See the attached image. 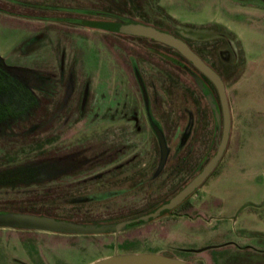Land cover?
I'll use <instances>...</instances> for the list:
<instances>
[{"label":"rangeland","instance_id":"rangeland-1","mask_svg":"<svg viewBox=\"0 0 264 264\" xmlns=\"http://www.w3.org/2000/svg\"><path fill=\"white\" fill-rule=\"evenodd\" d=\"M0 9V60L30 81L42 100L22 129H0V169L48 158H69L75 167L55 184L0 190V212L18 213L13 205L42 201L43 212L86 218L71 214L68 196L75 187L156 158L157 140L144 116L131 60L168 137L172 129L181 132L188 112L196 119L190 151L152 197L121 198L87 221L142 211L160 201L201 170L220 143L222 119L215 125L206 97L183 63L161 46L92 29L89 21L127 20L165 30L215 25L229 34L222 38L237 65L223 74L231 118L228 144L181 216L166 214L125 232L119 246L112 235L70 238L0 228V264H90L114 253H156L195 264H264V0H5ZM74 18L82 19V26L70 22L77 23ZM208 37L192 45L215 64L213 37ZM182 95L189 97L186 102Z\"/></svg>","mask_w":264,"mask_h":264},{"label":"flooded vegetation","instance_id":"flooded-vegetation-1","mask_svg":"<svg viewBox=\"0 0 264 264\" xmlns=\"http://www.w3.org/2000/svg\"><path fill=\"white\" fill-rule=\"evenodd\" d=\"M0 1H5V0H0ZM81 13H84L92 17L108 16L106 12H103V11L83 10V12ZM75 20L78 22L77 23H75V21H70V22H74V24H80L82 26V19L80 20L75 19ZM127 22L128 21L125 20L122 23H127ZM94 23H98V22L89 21L88 26ZM130 23H132V21H130ZM146 25H149V24H146ZM155 28L161 29L162 31H165V32H169L170 34L179 38V40L185 42L195 53H197V56L204 63H206L209 67L214 69V71L221 77L223 82H224L223 74L231 73V71L236 69V66H237L236 63H234L230 59V57L232 56L231 47L229 43L226 42L225 40L226 38H222V37L229 36V34L224 32L221 28H218L215 25H213V27H210V28L208 27L207 29H204L203 27L195 28L189 25H184L177 29L167 28L166 30L160 27H155ZM101 31H104V30H101ZM105 32H109V31H105ZM111 34H116V33H111ZM117 35H121V34H117ZM124 36H127V35H124ZM208 36L213 37L212 38L213 40L211 41L212 43H214V47L216 49L214 50V53L216 54L215 56H213L215 64L207 63L206 60L201 56L202 54L199 52V50L194 48L192 45L193 43H197V44L205 43L206 42L205 40H207L206 38H209ZM127 37L141 39L144 42H150L156 46H161L164 50L168 51L169 53H172L173 56L177 60H179V62L183 63L182 65L184 66L182 70H184L185 73L190 75L191 77L192 75L194 76V80L196 82V86L198 89L200 88L198 86L197 79L200 80L203 84H205L209 89L213 90V93L216 94V97H215L217 101L216 103L219 108L218 109L219 118L218 119L214 118V122H215V125L221 122V113H220L221 108H220L218 95L216 92L217 90L215 86L213 85V83L205 75H203L201 71H199L193 64L187 61L184 57L181 56V54H179L178 51H176L173 48L164 46L161 43H157V42L150 41L148 39H144V37H131V36H127ZM131 69H132L133 76L139 87L138 90L140 92L142 101H143V97L140 91L139 83L135 76V71L138 72L140 78L143 81V84L145 86V91L148 97V102H149L148 114H147V111L145 109V104L143 101L142 108L144 111V116L154 136L155 134L151 128V121L155 123V125H157L159 130L162 132L164 139L166 141L165 144L168 150L167 158L163 166L161 167V169L158 171L159 161L161 160V155H160L158 140L155 136L157 140L156 145H157L158 152H157L156 158L153 159L152 162H149L147 164L145 163L133 164L131 167H129L128 169H126L125 171H122L121 173L117 175L102 177L94 181L92 179L90 181H85L83 184H81L78 187H75L71 195L68 196V198L71 201L69 202V204L70 206H72L71 214H77V215L84 216L87 218L88 216L92 214L95 215V214H98L100 211H103L106 209L108 210V207L112 206L111 204H113L114 202H117L121 198L124 199L127 196L144 194L145 196H147V198L152 197V195L155 194L156 191L160 189V186L162 184L163 185L165 184L166 180H163V178L166 177L167 175L169 176L171 173L176 174L181 169V167L178 166V163L182 162L181 165H183L185 160H187V158L184 157L183 154L185 152L190 151L188 150V148L190 147V143L193 140V132L195 131V126L197 125L195 123L196 119L194 118L191 112H188L187 123L184 126V128L181 130V132L179 133L177 132L176 129L174 130L172 129L170 132V137H168L163 127L162 122L156 116V113L154 110L155 104L149 98L144 79L142 75L140 74V70L136 62H134L133 60H131ZM14 71L17 72L18 70H12L10 68L5 67L2 64V61L0 60V113H4L7 115L19 113V114L24 115V117L26 116L32 119V117L35 115L34 113H36L37 111H39V109H41L42 100L37 98V95L34 93V91L31 88L30 81H28L22 75L14 73ZM181 97L184 100V102H186L187 98H189L186 95H182ZM183 107H185V104L183 105ZM9 125H10V128H8ZM25 125L26 124L24 123L23 126ZM13 127L16 128V125H13L12 122L0 123V129L5 130L6 132H8V130H10ZM199 172H200V168L197 167L195 169V173L192 176V178H195ZM69 175L71 176L73 174H70V173L60 174V173L47 172L39 176L40 179H42V182L40 184L38 185L33 184V185L41 186L45 184L46 185L55 184L56 182L60 181L62 178H65L66 176H69ZM192 178H190L188 182L185 183L183 186L185 187ZM183 186L181 188L178 187L172 190L170 194L165 196V198L161 199L160 201L156 200L152 202L151 204L148 203L145 209L142 211L138 210L136 212L126 213L127 215H123V216L121 215L118 217L116 216V217L105 219V220L103 219V220L87 221L88 219L86 218L70 220L69 218L56 217L54 215H51V213L44 214L45 212H43L42 208L44 209L43 204H45V202H42V201H40L41 206H42L41 213H38V214L29 213V212H18V213L44 215L47 217H51L52 219L67 220L69 222L71 221V223H79V224L86 225V226L98 224V225L114 227L119 224H125V226L122 229H120L117 234L114 231H109V232H105V233L102 232V233H97V234H70L68 235L65 233H51L48 231H40V233H46V234H51V235H67L70 238H75L78 236H86L88 238L95 239V238H98L100 235H103V236L112 235L114 245L119 246L121 245V234L125 232L133 231L134 229H137V228L140 229L142 227L149 226L153 224L155 221L160 220L166 214L168 217L181 216V214L186 210V208L191 206L189 205V197L193 194L186 197V199H184L178 206L172 208L169 211H163L154 218L141 219L145 217L146 215L150 214L151 212H154L156 209L160 208L163 204L171 200L174 196L178 195L184 188ZM51 202L53 204H58L56 201H50V203ZM16 231H22V230H16ZM185 259L187 261H190V263L195 264L192 262V260L194 259H190V258H185ZM201 260L202 259L198 258L197 262H200Z\"/></svg>","mask_w":264,"mask_h":264},{"label":"water","instance_id":"water-1","mask_svg":"<svg viewBox=\"0 0 264 264\" xmlns=\"http://www.w3.org/2000/svg\"><path fill=\"white\" fill-rule=\"evenodd\" d=\"M92 28L98 30L109 31V33H116L121 35H127L131 37H144L153 42L161 43L164 46L175 49L181 54L187 61L193 64L199 71L202 72L215 86L220 103V113L222 119V129H221V140L216 147V151L212 158L206 162L203 168L200 170L195 178H192L190 182L182 189V191L174 196L171 200L163 204L160 208L156 209L154 212L146 215L141 219L154 218L158 216L163 211H169L172 208L178 206L186 197L193 194L208 177L213 173L218 162L225 152L226 146L230 137V107L228 99L226 96V87L221 79V77L204 63L185 42L179 40L176 36L170 34L169 32L162 31L153 26L145 25L143 23H111L108 22H98L90 24ZM136 79L140 86V91L145 104V109L148 114V97L145 91V86L142 79L140 78L137 71H135ZM198 86L201 92L206 97L213 116L215 119L219 118V108L210 90L205 87V85L197 79ZM151 128L158 140L161 160L159 161V169L163 166L168 150L165 144V139L162 132L159 130L157 125L151 121ZM125 224H119L114 227L104 226V225H82L79 223H71L67 220H57L52 219L44 215H34L29 213H16V212H0V228L16 229L22 231H48L51 233H65V234H97L102 232L114 231L116 234L120 229H122ZM90 264H190V262L184 261L182 259L175 258L173 256H165L156 253H129L121 254L114 253L112 256L107 258L99 259Z\"/></svg>","mask_w":264,"mask_h":264},{"label":"trees","instance_id":"trees-1","mask_svg":"<svg viewBox=\"0 0 264 264\" xmlns=\"http://www.w3.org/2000/svg\"><path fill=\"white\" fill-rule=\"evenodd\" d=\"M127 23H130L128 21ZM30 117H24V115L19 113L14 114H4L0 113V123L12 122L13 125H16V128L22 129L24 123L27 124L30 121ZM69 158H48L41 161H31L22 164H16L11 167L0 169V190L2 189H13V188H23L28 187L33 184L38 185L42 182L40 175L53 172V173H62V174H73L74 173V164L70 163ZM186 202V201H185ZM21 204V205H20ZM19 205H13L11 208L17 212H29L38 214L41 213V203L29 202V203H20ZM44 214H50L45 212Z\"/></svg>","mask_w":264,"mask_h":264}]
</instances>
